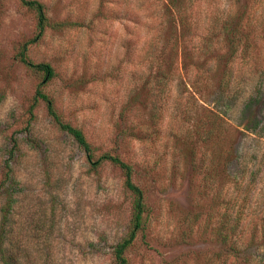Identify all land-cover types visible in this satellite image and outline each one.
Wrapping results in <instances>:
<instances>
[{
	"label": "rangeland",
	"instance_id": "374dc122",
	"mask_svg": "<svg viewBox=\"0 0 264 264\" xmlns=\"http://www.w3.org/2000/svg\"><path fill=\"white\" fill-rule=\"evenodd\" d=\"M26 57L94 159L132 167L128 264H264V0H39ZM35 13L0 0V264H114L121 168L90 163L19 58Z\"/></svg>",
	"mask_w": 264,
	"mask_h": 264
},
{
	"label": "trees",
	"instance_id": "16d2710c",
	"mask_svg": "<svg viewBox=\"0 0 264 264\" xmlns=\"http://www.w3.org/2000/svg\"><path fill=\"white\" fill-rule=\"evenodd\" d=\"M19 2L25 6L26 8L30 9L35 13L37 19V33L33 38L25 41L19 50V58L29 67L42 72L43 78L39 84V87L36 89L33 103L30 106V118L33 117V108L36 105L39 99L45 101L47 111L49 115L53 118L56 124L68 134L72 136L75 140L77 145L83 150L86 155L87 160L90 163H99L102 160H109L115 164H117L124 175V185L125 187L131 192L132 195V218H131V228L126 236H124L121 240H119L113 247V257H114V264H128L127 257L125 255V251L127 247L131 244L134 237L136 236L137 231L142 227L144 222V214L146 211V203L144 200V193L140 186H138L132 180V167L129 163L123 161L119 156L112 155L108 152L102 153L100 156L94 159V152L93 148L88 141L86 135L83 131L68 122L61 120L59 115L56 113V110L53 106L52 100L48 95L43 91L42 87L46 82H48L54 75L55 71L54 68L47 62H39L34 63L32 60L26 57V50L28 49L29 44L39 39L47 25L50 24L48 20L44 4L39 0H19Z\"/></svg>",
	"mask_w": 264,
	"mask_h": 264
}]
</instances>
